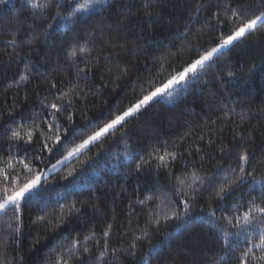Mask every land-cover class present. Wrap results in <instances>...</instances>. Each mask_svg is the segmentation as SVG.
<instances>
[{"label":"trees","instance_id":"16d2710c","mask_svg":"<svg viewBox=\"0 0 264 264\" xmlns=\"http://www.w3.org/2000/svg\"><path fill=\"white\" fill-rule=\"evenodd\" d=\"M233 10L242 19L233 18ZM261 11V0H109L104 8L95 0H50L48 9H33L30 0L0 4V191L15 187L17 176L21 184L37 172L46 178L39 200L22 202L19 220L12 212L0 214V261L56 264L77 239L84 259V246L87 255L106 252L100 264H241L251 244L222 217H232L233 205L243 212L253 198L264 206L260 191L249 195L248 187L231 185L235 191L223 202L215 193L224 177L234 175L242 153L264 179V27L46 173L81 139ZM57 12L75 22L48 30ZM13 36L16 45L7 43ZM81 46L86 51L71 59L72 47ZM79 69H91L88 79ZM70 89L77 94L65 97L71 105L56 113L59 130H49L45 105ZM13 130L33 135L14 141ZM45 143L52 153L41 151ZM165 151L176 158L158 160ZM193 173L199 179H190ZM69 264L80 262L73 257Z\"/></svg>","mask_w":264,"mask_h":264},{"label":"snow or ice","instance_id":"6c2138e0","mask_svg":"<svg viewBox=\"0 0 264 264\" xmlns=\"http://www.w3.org/2000/svg\"><path fill=\"white\" fill-rule=\"evenodd\" d=\"M5 3L6 0H0V4ZM76 3L78 4L79 0H76ZM95 3L99 4L101 8H104L109 5V0H95ZM261 3H264V0H261ZM49 6L50 0H45L44 3H40L39 0H30V7L33 9H48ZM93 6L94 5H89L88 7L79 10L87 12ZM75 7L76 4H73V8ZM73 15H75V13H73ZM232 15L235 19H242V17L235 10H233ZM57 18L64 21V24L56 25L55 20ZM53 21V23H49L47 25L48 30H53L54 27H68L69 25L75 22L71 19V17L62 16L59 12L56 13V16L53 18ZM258 25L260 27H264V11L259 12V14L255 15L254 17L248 18L246 21L241 23L240 26H238L234 32H231V34L221 38L216 47H212L210 51H204L203 54L199 56V58L194 59L187 67L183 68V70L180 71L178 75H173L166 82H163L162 86L156 87L154 90L142 95V97L139 98L134 104H132L131 107H128L126 110H124L122 114L115 115L108 122L104 123L103 126L99 128V130L92 132L90 135L87 136V138L81 139V142L75 144L67 152V156H65L63 160H58L57 164H63L64 160L70 159L73 156L78 155L82 152V150L88 148L90 145L99 142L106 134H110V130L118 131L119 127L123 125V122L126 121V118L132 117L134 114H137L139 111L146 108L150 104V102L158 100V98H160L162 95H166L167 90H170L173 86L179 85L181 82H184L185 78L188 76L189 73L196 75L198 68L202 70L204 67L210 66V62L213 61V58L218 53H221L222 49L228 48L229 46L233 45L235 41L240 40L247 33H254ZM45 35H47V32H45ZM7 43L11 45H16L17 40L15 36H13L12 39L7 41ZM77 51L83 53L86 51V49L83 46H81L79 49L72 47L70 53L71 59H75ZM206 62L209 63L206 64ZM90 71L91 69H79V72L83 74L81 78L85 80L88 79V73ZM229 76H231V72H229ZM20 79L22 81H26L28 77L22 75ZM52 87L55 88L56 85L53 84ZM70 93L71 95L77 94L70 89L69 92H65L61 96L56 97L57 102L45 105V108L48 110V117L51 118V121L47 118H44L43 123L49 130H52L53 128H56L57 131L59 130L58 126L54 123L56 119V113L66 111L67 107L71 105V98L65 100V97H70ZM60 102H62V105ZM70 119L71 117H69V120ZM36 131H39V129H36ZM32 135L33 132L31 130L28 131L24 136L21 135V132L13 130L11 139L14 141H28L31 140ZM55 143H60L59 135H56ZM44 149H47L49 153H52L53 151L52 148L48 147L47 143L44 144V148H42L41 151H43ZM166 157L174 160L176 158V153H169L165 151L163 155H159L156 158L163 162L165 161ZM17 162L22 165V168L26 170L27 173H32V168L29 166L25 159H18ZM144 163H148V161H144ZM52 167L53 169H55L57 165L53 164ZM136 170H141L140 164L136 165ZM231 172L234 173V175L224 177V182L220 185L219 189L215 193V197L218 200L223 202L227 196L233 194V192L235 191V189H232L230 186L239 184L240 186H246L249 188V195L251 194L252 190L258 188L260 191V198L262 202H264V179H257L255 174V168L249 165V157L246 153H242L239 156L238 166L237 168L231 169ZM42 178L46 179L44 177V173L37 172L32 175L31 179H27L21 184L19 183L20 177H15V179L17 180V184L15 187H13L12 189H8L7 187H5L2 191H0V214L7 215L9 212H12L13 216L16 217L17 220H19V211L22 202L31 203L39 200L42 194ZM11 179L12 178L9 177L7 174L3 176V180L5 182H10ZM65 179H67V177H65ZM190 179L195 181L199 179V177H197L196 174L193 173ZM184 183L185 181L181 179L180 184L184 185ZM147 199H151V197H148ZM186 204L187 202H185V205ZM248 204L249 206L245 210H243V212H241L240 207L238 205H233L232 217H222V219H225L227 223L232 227L241 229L244 233H246L247 239L245 240V243L251 244L250 247H247L242 252V255L239 258L241 264H249V257H251L253 264H261V262H264V219H261L264 218V206L257 204L255 202V198L249 200ZM61 207H63V205H61ZM73 207H75V205H73ZM212 215L215 216V212H213ZM53 218L57 219V217ZM39 219L40 221H45V217H40ZM233 219L236 220V224H232ZM241 221L243 222L242 224ZM48 222L50 223V220ZM250 229L256 232V238L258 239L259 243H252V232L249 231ZM16 232H19V226L16 228ZM109 232L110 227L109 230L104 233V236H107ZM235 235L239 237L240 231H237ZM223 242L224 241H222V243ZM80 243L81 242L77 239L72 240L71 246L67 247L64 252H62L55 258L56 264H69V261L73 257H75L76 260L80 262V264H91L94 258L96 259V264H100V261L104 260L106 252L101 251L95 256L87 255L90 251L87 246H84L82 249L83 253L87 256V258H82L78 253ZM61 247H63V245H61ZM106 247L107 243L105 242V248ZM135 247L136 245L135 243H133L131 245V248L134 249ZM257 249L260 253L259 256L256 255L255 250ZM0 264H3V261H0ZM144 264H149L148 260H145Z\"/></svg>","mask_w":264,"mask_h":264},{"label":"rangeland","instance_id":"374dc122","mask_svg":"<svg viewBox=\"0 0 264 264\" xmlns=\"http://www.w3.org/2000/svg\"><path fill=\"white\" fill-rule=\"evenodd\" d=\"M235 42H237V41H235ZM235 42H234V43H235ZM234 43H233V44H234ZM231 46H232V45H231ZM231 46H229L228 48H230ZM228 48L222 49V50H221V53H222L223 51L227 50ZM219 54H220V53H218L217 55H219ZM217 55H216V56H217ZM216 56H215V57H216ZM206 63H208V62H206ZM198 69H199V68H198ZM189 74H192V73H189ZM189 74H188V75H189ZM171 102H173V101H171ZM150 103H151V102H150ZM127 119H129V118H126V120H127ZM110 132H111V130H110ZM86 149H87V148H86ZM84 150H85V149H84ZM82 151H83V150H82ZM66 156H67V155H66ZM76 156H77V155H76ZM64 157H65V156H64ZM74 157H75V156H73V157L70 158V159L64 160V163H63V164H57V163H56L57 167H56L55 169H53V167L51 166V168L47 171L46 176L52 174L54 171H56L58 168H60V167H61L62 165H64L65 163H67V162H69L70 160H72ZM63 159H64V158H63ZM63 159H61V160H63Z\"/></svg>","mask_w":264,"mask_h":264}]
</instances>
